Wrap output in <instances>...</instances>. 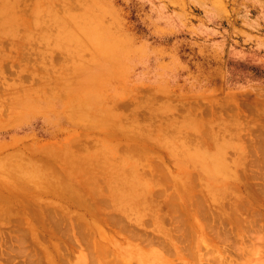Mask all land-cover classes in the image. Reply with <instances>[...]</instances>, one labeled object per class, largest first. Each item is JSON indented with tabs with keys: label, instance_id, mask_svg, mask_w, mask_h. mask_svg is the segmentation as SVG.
<instances>
[{
	"label": "rangeland",
	"instance_id": "obj_1",
	"mask_svg": "<svg viewBox=\"0 0 264 264\" xmlns=\"http://www.w3.org/2000/svg\"><path fill=\"white\" fill-rule=\"evenodd\" d=\"M50 2H52L51 12L48 10L49 12L46 11V13L42 10L43 14L41 13L40 18L32 17L28 14V10L26 12V17L28 16L30 21L31 19L32 21L36 20L26 24V27L33 30L31 34L35 36L33 42L25 43L24 46L19 47L21 49H18L16 44L10 45V41L6 37H3L2 40L5 45L3 48L6 47V52H9L8 55L15 57L10 56V59H5L2 63L0 55V160L19 159L23 169L30 164H39L40 182L35 177H33L34 181L31 177L21 180L16 177L15 172L9 174L0 169V185L3 183L0 187L2 193L0 195L2 199L0 214L5 219H0V245H3L0 246V254L1 251L4 254L0 256V264H45L48 258L55 257L53 254L56 253V250L54 251L56 244L61 246L69 264H78V260L81 258L79 250L71 247L66 248L63 242L65 239L73 241L78 232L79 235L83 232L82 219L88 218L86 221H90L91 212L99 203L102 205L101 203L104 202L102 209L113 217H122V212L129 213L131 220L123 219L122 222L134 223L135 208L131 204L121 206L120 201L116 199V195H112L111 191L112 189L118 191L123 189V192L127 190L128 182L125 184V180L130 174V168L120 164L125 155L134 160H138V158V161L143 160L141 156L129 151L127 146L140 148L144 158H151L150 162L153 165L161 164L163 166L162 171L165 173L155 171L158 172L154 173L156 180H159L163 174H166L168 179L172 178V175H176L181 168L180 159L183 156L186 160V158L192 157L191 154L194 156L199 151V155L210 156L212 154L211 156H213L216 151H220V147L224 148L222 157L226 162L225 167L231 168V170H228V175L222 172L225 176H217L213 181L218 186H228L226 189L230 192L228 197L224 195L226 199H222V202H214V204L208 202V204L212 205L213 209L220 211L225 207L228 211L225 210V212L232 215L238 206V198H242L245 202L252 204V206L250 204V208H256L255 212L259 222L263 223L264 0H50ZM22 3L31 8L34 0H22ZM68 5L69 8L66 7ZM52 10L58 12L55 13ZM23 26L21 24V27ZM84 29H86L85 32ZM22 31L24 32V30ZM73 33H76V36ZM37 35H40L41 38ZM86 35L91 39L89 43L86 40ZM94 38H96V43L95 40H92ZM102 38L109 43L116 44H107L108 48L102 52L99 40ZM10 48L13 50L11 51ZM100 54H106V56ZM18 55L23 56L22 58L28 57L30 60L26 62L21 58L19 61ZM90 61H94L98 65L94 70L97 75L94 76L96 79L94 77L80 78L77 85L74 82L68 84L70 78L77 71H81L78 69V64H86ZM100 63L102 66H99ZM43 65L47 68L48 74L43 75L40 72ZM101 67L106 68L107 71L103 75H98V69ZM28 69L33 72L34 76H31ZM12 86L19 88L12 90L10 96L8 90ZM71 90L86 93L88 97L90 94V97L93 98L85 107L87 118L84 121H75L72 109H70L72 114L67 110L65 103L69 102L66 94ZM16 94H19L23 99L28 98L27 107H29H24L26 110H20L22 107L17 108L14 104L18 98ZM120 101L123 103L121 104ZM108 118L110 120L106 123ZM105 123L106 126L103 125ZM134 124L138 126L134 127ZM198 124L201 128L194 127ZM128 126L135 130V135L132 132L134 140H132L131 132L126 130L129 128ZM124 129L125 131H123ZM213 133L214 136H212ZM141 136L142 138H140ZM199 139L202 141L200 142L201 146ZM207 140L211 143L210 145ZM108 142L109 146L114 149V154L110 157L111 162L116 163L113 170L106 167L105 164L106 154H104L103 146L105 143L108 145ZM215 143L217 146L223 145H219L218 148L215 147ZM68 144L70 148L67 154H70L73 160L75 159L74 163L68 162L64 156L63 150ZM208 146L211 147L208 148ZM171 147L176 152L172 151V153L169 149ZM239 148L243 150L242 157L238 156ZM186 149L192 153H188ZM183 150H186L187 155L190 156L184 155ZM70 151L74 154H71ZM210 152L212 153L210 154ZM58 153L59 155L56 156L55 154ZM132 153L134 156L131 155ZM90 156L93 157L91 162L87 160ZM81 164L84 171L79 170ZM194 164L195 162L190 161L189 164L187 162L186 169L188 173L195 176L198 174L201 177L198 178L201 182L196 179L200 183H198V187L201 188L199 187L198 191L196 189L195 195L198 193L196 197L201 198V193L205 192L203 198H206L205 195L210 194L209 183L212 180L206 173H201L203 169L199 163ZM142 165L137 167L139 172L144 170ZM225 167L222 171H226ZM75 168L76 170L73 171ZM169 170L170 173H168ZM107 173L110 175L108 176ZM2 174L10 177L9 180ZM249 176L251 177L249 178ZM248 178L253 179L250 181ZM19 180L27 184L32 182L29 186L33 190H35L34 187H37L36 190L39 194L36 190L34 194H31L33 193L32 188L29 186L27 188V184L23 182V185ZM80 181L83 188H80ZM170 182L162 183L161 187L158 186L159 188L154 187V191L163 190L165 193L167 191L164 196L167 199L160 197L158 200H169L173 194L176 195L177 191L181 190V183L178 184L177 180L174 182L171 179ZM173 182L177 184V188L172 185ZM11 184H16V186L13 188ZM21 186L25 189L22 187L23 190H21L19 188ZM18 188L22 192L27 189L26 191L29 193L26 192L27 194L23 195L20 190L17 192ZM254 188L256 189L254 190ZM13 189L15 192L21 193L24 199L14 191H11L10 194L6 193ZM122 191L119 192L122 193ZM175 191L176 193H174ZM247 191H251L252 195L255 194L253 193L255 191L259 196L257 195L256 199L253 197L256 194L251 197L249 192V198H247ZM106 192L108 195L105 194ZM40 193L44 194V197ZM48 193V196L45 195ZM3 194L6 196H2ZM11 194H13V198ZM28 194L34 199L30 197L28 200ZM122 194L129 196L127 192ZM68 195L72 201L65 198ZM8 196L9 199L4 200ZM96 198L98 199L96 200ZM13 199L19 200L15 203L23 204H15ZM38 199L39 202H37ZM40 199L43 201L45 199L47 202L44 201L43 204ZM226 200L227 202H225ZM258 201L262 203L259 202L260 205L255 203ZM12 202L13 205H11ZM69 202L71 205L73 203V206L76 204L79 206L72 207ZM139 202L140 210L143 209L144 212L148 210V213L145 212L148 215L149 208L141 201ZM233 202L236 203V207H232ZM67 203L68 205H66ZM55 204L57 205L55 206ZM59 204H63L62 207ZM82 204L90 212L88 209V212L84 210L85 208L81 209L84 207ZM221 205L222 208H220ZM20 206L27 208L26 212ZM82 214L85 218L81 219ZM241 214L240 218L242 217L243 220L251 218L249 211L245 210ZM30 218H35V220ZM37 218H41V220ZM143 220L146 223L150 222L148 216H143ZM18 221L20 222L18 223ZM40 224L48 226L44 225L42 228ZM235 225V222H231L226 227L229 226L228 228L235 230ZM107 226H105L106 229L113 227ZM47 229L51 234L47 232ZM18 233L24 234L25 237ZM78 234L77 236H79ZM18 236L25 238L23 239L25 242L21 240V247L17 242L22 238L16 239ZM115 238L119 241L120 247L127 249L128 256L136 257L137 252L127 248L122 235L117 234ZM31 239L34 240L32 242L34 246ZM39 241L40 243L41 241L45 242V245L50 243L48 246L53 245L54 247L52 246L50 249L44 247V249L45 245L40 244ZM13 243L12 251L19 250L18 253L10 252ZM27 258L28 263L26 262ZM239 258L237 257V259ZM244 258L239 263L246 261V264H260L262 260L261 257L253 254H248Z\"/></svg>",
	"mask_w": 264,
	"mask_h": 264
},
{
	"label": "bare ground",
	"instance_id": "obj_2",
	"mask_svg": "<svg viewBox=\"0 0 264 264\" xmlns=\"http://www.w3.org/2000/svg\"><path fill=\"white\" fill-rule=\"evenodd\" d=\"M54 1H56V0H54ZM51 3L52 2H50V0H46V1L45 0H34V3L31 5V8H29V6L27 4L24 5L22 3V0H0V51H1L0 52V55L2 57V60H1L2 63H3V61L5 59H10V56H11V55H8L9 52H6V50H5L6 47L3 48V45H4V42L2 41L3 40V37H6L10 41L9 42L10 45L11 44H16V48L18 47V49H21L19 47H22V45L24 46L25 43L29 44L30 41L33 42L32 40L35 38L34 34H33L34 37L31 35L33 30L30 29V28H28V27H26V24L33 23L36 20L32 21V19H31V21H30L29 17L28 16L26 17V12L28 10V14H30L32 17H34V18L39 17L40 18L41 17L40 15L42 13V10L44 12H46L48 10L50 11V9H51V6L50 5H52ZM71 3H74V2H71ZM53 6L55 7V5H53ZM66 7L69 8L70 6L68 5ZM52 12H55V11L52 10ZM56 12H58V11L56 10ZM48 14H53V13H48ZM52 16H54V15H52ZM47 17H48V15H47ZM50 18H51V15H50ZM21 24H22V26L23 25L24 26L21 27ZM24 27H26L27 29L24 28ZM22 30H24V32ZM85 30L86 29H84V32H85ZM6 35H8V36H6ZM41 35H42V33H41ZM37 36H40V35H37ZM74 36H76V33L74 34ZM86 37H87V35H86ZM40 38H41V36H40ZM86 40L89 43V41L91 39H89L87 37ZM92 40H95V43L97 42L96 41V38H94ZM99 40L101 42L100 43V45H101L100 46V49H101L102 52H105V49L108 48V45L107 44H110V45L116 44V43H109L108 41H106V39H103V38L102 39H99ZM79 41H81V39ZM10 50L12 51L13 49L10 48ZM25 52H26V50H25ZM27 52H29V51L27 50ZM10 53H12V52H10ZM100 55L101 56H104V57L106 56V54H100ZM12 56H14V55H12ZM19 56L20 55H18V59L20 61L23 56L22 57L21 56L19 57ZM32 57H33V55H32ZM22 59H25L26 62H28L30 60L28 57H24ZM31 59H33V58H31ZM37 59H39V58H37ZM40 61H41V59H40ZM91 62H94V61H90V63H86V64L85 63H79L78 64V69H80L81 71L80 72L77 71L70 78V80L68 81V84L70 82H74L77 85L79 83L80 78H86L87 79L89 77L97 76L94 73V70L96 69V67H98V65L95 62L91 64ZM51 63L53 64V62H51ZM99 66H102L101 63H100ZM24 70H26V69L24 68ZM98 70H99V74L98 75H103L107 71L106 68H102V67H101V69H98ZM28 72H31V71L28 69ZM40 72L43 73V75L44 74H48L47 68L45 66L42 68V70H40ZM31 76H34L33 75V72H31ZM94 79H96V78L94 77ZM18 88L19 87H17V86H12L8 90V95L10 94V96H11L12 90L14 91V90H17ZM90 96H91L90 94H89V97H88V95L86 93L73 92L72 90L66 94V98H67V101L69 103L66 102L65 105L67 107V110L71 114H72V112H73V114H75V118H76L75 121H84L87 118V113L85 112V107H86L87 103H89L90 100L93 99ZM16 97H18L17 100L14 101V104L16 105V107L17 108L22 107L20 110H26L24 107H26V108L29 107V106L27 107V103L29 102L28 98H24L23 99V98H21L19 96V94H16ZM120 102H121V104L123 103L122 101H120ZM70 109H72V112H71ZM17 113H19V112H17ZM119 117H121V116H119ZM107 120L108 121L105 120L106 123H108L110 119L108 118ZM106 123L103 124V125L106 126ZM199 124H198V126L197 125H194V127H200ZM126 126H127V124H126ZM137 126L138 125L135 126V124H134V127H137ZM128 127H129L128 129H126V128L125 129L126 130H129V132H131V135H132V132L134 133L135 130L134 129H131L130 126H128ZM139 127H141V126H139ZM105 128H107V127H105ZM125 129L123 131H125ZM130 129H131V131H130ZM203 129H204V127H203ZM104 130H106V129H104ZM138 130H139V128H138ZM116 132H118V131H116ZM199 133H198V135H199ZM128 134L130 135V133H128ZM138 134H140V133H138ZM208 134H206V135H208ZM110 135H112V134H110ZM134 135H135V133H134ZM212 136H214V133H213ZM206 137H210V136H206ZM109 138H110V136H109ZM133 138L134 137L132 135V140L135 139V138L134 139ZM140 138H142V136ZM200 139L203 140L204 138H200ZM200 139H199V145L201 146L200 142H202V141H200ZM213 141H214V138H213ZM207 142L209 143V145L211 144L208 140H207ZM208 143H206V144H208ZM217 143H218V141H217ZM217 143H215V145H216V146L214 145L215 147H218L220 145L219 144L217 146ZM222 143H223V141H222ZM109 144L110 143L108 142V145L105 143L104 146H103L104 154H106L105 164H106V167H108V168H110V169L113 170V168L115 167L114 164H116V163L111 162V158L110 157L112 156V154H114V149L112 147H110ZM136 144H138V143H136ZM221 145H223V144H221ZM200 146H199V148H200ZM211 146H208V148H210ZM224 146H226V145L224 144ZM173 147L169 148L170 151L171 152L172 151L176 152L175 149H172ZM69 148H70V145L68 144L67 147L63 150L64 153L66 154V155L64 154V156H65V159H67L68 162L74 163V160L75 159L73 160L72 157L70 156V154L69 155L67 154V153H69ZM127 149L129 151H132L133 153L139 155V157L141 156L143 160L142 161H138L139 160L138 156H137L138 160H134L133 158H130V156H127L126 157V155H125V157L120 162V164L123 167L130 168V174L128 175V178H126V180H125V184L128 182L127 185H126L127 186L126 192H127V194H129V196L123 195L122 193H126V192H123L124 190L122 189L123 190L122 191L119 187H118L120 189L119 191H122V193L119 192L116 189H112L111 191H112V195H116V199H118L120 201L121 206H125L126 204H128V205L131 204L135 208V212L136 213L134 212L135 214H133V215H135L134 223H125V222H122L123 219H130L131 220V218H130L131 215H129V213H126V212H122V215H123L122 217H113L111 215H108V213H106L102 209V206L104 205V202L101 203L102 205H100V203L98 202L99 204L97 203L98 205L97 206L95 205V208H94L93 212H91V219L89 218L90 221H86V220H88V218L86 220L82 219V217L84 215V214H82L81 219L83 221H82V224H81V228H82L83 232H81L80 235L78 234L79 233L78 232L77 234L79 236H77L76 232H74L76 235H75V239L73 241H70L71 239L70 240L65 239V241H64V238H63V241L64 242L62 241L63 244H65L64 246L66 248L67 247L68 248L71 247L72 249L79 250L80 257L81 258L78 260L79 261L78 264H246L245 263L246 261H242L241 263H239V261L242 258L245 259L244 257H246L248 254L258 255L259 257L262 258V260L260 261V264H264V222L263 223L259 222L260 220L258 218V215L255 212V209L256 208L255 209H252L253 207L250 208V204H251L250 202L247 203V202H245L244 199L238 198V203H237L238 206L236 205V203H234L236 201L233 200L234 202L232 204V207L233 206L234 207L237 206V207L233 211L232 215H228L225 212V210L227 208H225V207H224L225 209L222 208V205L220 207V208H222V211H220L218 209H213L211 207L212 205L210 206L208 204V202H213V204H214V202H219V203L222 202V199H226L224 195L227 196L228 193L230 192V191L228 192L227 189H226L228 186L225 187L223 185H220L221 186L220 187V186L216 185V182L215 181H213L217 176H220V175L223 176L224 173H222V172H225V175H228V170H231V168H226L225 167L226 162L224 161V158L222 157V155H223L222 150H224V148L220 147L219 148V150H220L219 152H217L216 151V148H215V151L216 152L215 151L214 152H215L216 155L214 154L213 156H211L212 155L211 154L212 152H210V154H211L210 156H205V155H202V154L199 155V152H200L199 151L194 156H193V154H191L192 155V157H191L190 155H187V151L189 153V152H191L190 150H187V149H186L187 151L186 150H183L184 151V155H187L188 157L189 156L190 157L189 158H186V160L184 158L185 156H183L184 160H183V158L182 159L179 158L180 159L181 168L177 172L178 173V176H177V173H176V175L174 174V175H172L173 176L172 178L168 179V177L166 176V174H163V175L161 174L162 176H160L159 180H156L155 179L154 173H158V172L165 173L164 171H162L163 166L161 164L153 165L152 162H150V159L151 158L150 159H149V157H145L144 158V155H143L142 151L140 150V148L137 149L136 146H133V147H128L127 146ZM196 149L198 150V148H196ZM239 151L240 152L238 153V156L242 157L243 150H241V148H239ZM185 152H186V154H185ZM70 153L71 154H74L71 151H70ZM133 153L131 155H133ZM181 153H183V152H181ZM195 153H196V150L194 151V154ZM244 154H245V152H244ZM11 155H12V153H11ZM55 155L58 156L59 153L58 154H55ZM174 156H176L175 153H174ZM73 157H74V155H73ZM77 159H76V161H78ZM92 159H93V157L90 156L87 160L89 162H91ZM18 160L9 159V158L4 159L2 161L0 160V169L3 172H8L9 174L15 172L17 174L16 177L18 179H21V180H24V179H27V178L30 179V177H31L33 179V181H34V178L33 177H35L38 180V182H40L39 181V179H40L39 178V176H40V174H39V168H40L39 167V164H35V165L30 164L28 167H26L25 169H23L22 166L20 165V162ZM20 161H21V163L23 162L22 160H20ZM190 161L191 162H195V164L199 163L201 165V168L203 169L201 171V173L202 172L206 173L207 176H208V178H211V180H212L209 183V188L210 189L208 188L209 190H211L210 191V194L208 195V193H207L208 196L205 195V197L208 200L206 198H203L204 197L203 194H205V192L204 193H201L202 194L201 195V198L200 197H196V195L198 194L197 192H196L197 194L195 195L196 189L198 191V188L200 187V186L198 187V183H199V181L201 182V180H199L198 178H201V177L198 174H197V176H195V175H192V173L191 174L188 173V171H187L186 168L188 167L187 166V162L189 164ZM46 162H47V160H46ZM26 163H28V162H26ZM26 163H25V165H26ZM142 163H143V165H142ZM22 164H24V163H22ZM79 164H80V162H79ZM141 165L143 166L144 170H141L139 172V168L137 170V167L138 166L141 167ZM82 166H83L82 164L79 166V170L80 171H84V169L82 168ZM190 167H191V165H190ZM196 167H195V170H197ZM224 167L226 168V171H222L224 169ZM167 169H168V167H167ZM192 169H193V166H192ZM68 170H69V168H68ZM71 170H72V168H71ZM74 170H76V168L73 169V171ZM198 170H200V169H198ZM155 171H158V172H155ZM33 173L36 174V175H34ZM168 173H170V170H169ZM2 175H4V174H2ZM109 175H110V173L108 174V176ZM253 175H255V174H253ZM122 176H124V175H122ZM4 177L8 178V176L6 174L4 175ZM13 177H15V176H13ZM174 177H175V179H174ZM250 177L251 176H249V178ZM254 177L256 178L257 175L254 176ZM9 178H8V180H9ZM46 178H48V177H46ZM113 178H114V176H113ZM122 178H120V179H122ZM145 178H148L149 180L148 179H145ZM18 179H16V180L18 181ZM32 179H31V181H32ZM140 179H142V180H140ZM171 179L174 180V182L177 180L178 184L181 183V190L180 191H177V194L176 195L173 194L172 195L173 197L171 199H169V200H166V201H160V200H158L160 197L165 198L164 196H166L167 191H166V193L163 190H161V191H154L155 190L154 187H158V186L161 187V184L162 183L164 184V182L165 183L170 182ZM196 179H198L199 181H196ZM252 179L253 178H251V180ZM61 181H63V179ZM78 181H79V179H78ZM78 181H77V184H78ZM255 181H253V182H255ZM259 181H261V180H259ZM259 181H257V182H259ZM263 181H261V182H263ZM23 182L24 181H20L21 184H23ZM64 182H62V183H64ZM174 182L172 183V185H175V188H177V186H176L177 184H174ZM25 183L26 182H24V184ZM111 183H113V182H111ZM30 184H27V188H28V186ZM80 184H81V181H80ZM1 185H0V187H1ZM18 185H19V183H18ZM40 185H41V183H40ZM3 186H2V188H3ZM12 186L14 188V186H16V184L15 185H12ZM12 186H11V188H12ZM41 186H43V185H41ZM119 186H120V184H119ZM178 186H180V185H178ZM22 187L23 186H21L19 188L21 190H23V188L25 189V187H23V188ZM43 187L45 188V186H43ZM250 187H252V186H250ZM19 188H18V191L17 192H19V190H20ZM29 188H32V187L29 186ZM80 188H83L82 184H81V187ZM232 188H234V187H232ZM256 188H254V190ZM34 189L36 190L37 187H34ZM208 189H206V190H208ZM6 190L5 191L3 190V191L6 192ZM26 190H25V192H22L21 191V193H23V195L26 192L29 193V191H26ZM35 190H33V188H32L33 193H31V194H34V192L37 191V190L36 191ZM64 190H63V192H64ZM11 191H14V189L13 190H10V191L8 190L6 193H9L10 194ZM32 191H30V192H32ZM42 191H45V190H42ZM99 191H100V188H99ZM231 191L233 192L232 189H231ZM17 192H15V193H17ZM109 192H110V189H109ZM249 192L251 193V191H249ZM249 192L248 193L245 192L247 196H248ZM21 193L20 194L17 193V194L20 195L21 198L24 199V197H22ZM37 193H38V191H37ZM174 193H176V191ZM253 193H255L256 195L253 194V195H255V196H253L252 193H251V197L253 196L254 198L257 199L258 193H256L255 191ZM1 194L2 193L0 192V195ZM105 194H107V192ZM40 195H42V194L40 193ZM45 195L48 196L49 193L48 194H45ZM94 195L95 194H93V196ZM240 195H242V194H240ZM263 195L264 194L262 193V196ZM2 196H6V195L3 194ZM12 196H13V194H11V197ZM28 196H29V197H27V198H29L28 200H30V197H32L31 199H34L33 196H31L30 194H28ZM42 196L44 197V194ZM230 196H232V195H230ZM15 197L17 199H19V197L17 195ZM95 197H97V196L95 195ZM65 198H68V201L69 200L72 201L71 199H69V195L67 197H65ZM247 198H249V196ZM254 198H253V200H254ZM6 199H9V196H8V198L7 197L4 198V200H6ZM15 199H13V202L14 203L16 201ZM36 199H37V196H36ZM97 199L98 198H96V200ZM165 199H167V198H165ZM258 199H260V198H258ZM1 200L2 199L0 198V204L2 203ZM61 200L63 201L64 199H61ZM227 200L225 202H227ZM11 201H12V199H11ZM17 201H19V200H17ZM41 201H43V200H41ZM44 201H45V199H44ZM44 201H43V204L45 202H47V201H45V202ZM139 201H141L144 205H146V207L149 208V214L148 215H146V213H148V210L145 211L146 213L144 212L143 209L140 210V208H139L140 202ZM254 201H256V200H254ZM13 202H12L11 205H13ZM37 202H39V199H38ZM79 202L81 203L82 201H79ZM259 202L260 201L255 202V203H259ZM20 203H15V204L20 205ZM65 203H66V201H65ZM73 203H74V201H73ZM73 203L71 205L70 202H69V205L72 206V207H74L75 205L73 206ZM260 203H262V202H260ZM260 203H259V205H260ZM21 204H23V203H21ZM45 205H47V204H45ZM56 205L57 204H55V206ZM59 205L62 207L63 204H59ZM66 205H68V203ZM108 205L110 206L109 203H108ZM108 205H107V207H108ZM255 205H258V204H255ZM259 205H258V207H260ZM262 205H264V204H262ZM262 205H261V208H263ZM22 206H20V207H22ZM26 206H28V205H26ZM76 206H79V204H76ZM251 206H252V204H251ZM113 207H114V205H113ZM22 208H24V207H22ZM63 208H62V210H63ZM26 209L24 210L25 212H26ZM34 209H36V208L34 207ZM77 209H80V208L77 207ZM81 209H84V210L87 211L88 208H86V206H84V207H81ZM119 209H121V208H119ZM60 210H61V208H60ZM84 210H82V211H84ZM245 210L246 211H249L251 213V218L248 219V220H243V219H241L242 217L240 218V214L242 212H245ZM74 211H76V210H74ZM88 211H89V209H88ZM27 212H28V210H27ZM38 212H36V213H38ZM42 212L44 213V211H42ZM119 212H120V210H119ZM28 213L30 214V212H28ZM36 213H35V215H36ZM29 214H28V216H29ZM31 214H32V212H31ZM37 215H39V214H37ZM49 215H52V214H49ZM1 216L2 215L0 214V217ZM143 216H148L149 219H150V222L149 223H146V221L143 220ZM35 217H37V216H35ZM83 218H85V216ZM245 218H246V216H245ZM0 219L2 220V219H4V217H1ZM30 219H32V218H30ZM37 219H40L41 220V218H37ZM32 220H35V218H33ZM70 220H72V219H70ZM263 220H264V218H263ZM54 221H55V219H54ZM19 222L20 221H18V223ZM231 222L232 223L235 222V224H236L235 225V227H236L235 230L228 228L230 225L228 227H226V225L231 224ZM18 223H16V224H18ZM43 223H44V221H43ZM29 224L31 225V223H29ZM46 224H44V225L46 226ZM44 225L41 226V224H40V227L43 228ZM107 225L113 226V227H111L109 229H106L105 226H107ZM14 227H15V225H14ZM33 227H34V225H33ZM50 227H51V224H50ZM68 227H70V226H68ZM231 227H233V226H231ZM72 228H73V224H72ZM113 228H115V229H113ZM45 230H46V228L44 229V231ZM49 230H50V228H49ZM49 230L47 229V232H49ZM86 230H87V232H86ZM17 232H19V231H17ZM35 232H37V231H35ZM39 232L41 233V231H39ZM49 233L51 234V232H49ZM18 234H22V233H18ZM117 234L118 235H122L124 237V240H125V243H126V246H127L128 249L135 250L137 252L136 257L128 256L127 255V251H126L127 249L120 247L119 241L116 240V238H115V236ZM22 235H24V234H22ZM31 236H33V235H31ZM19 237L20 236H18L16 239H18ZM24 237H25V235H24ZM37 237H38V235H37ZM20 238H22V237H20ZM27 238H28V236H27ZM66 238H67V236H66ZM23 239H25V238L18 239L17 244L20 247L22 245L21 240H23ZM37 240H38V238H37ZM23 241L25 242V240H23ZM33 241L31 239V243ZM39 243H40V241H39ZM41 243H42V241H41ZM44 243H42V245ZM17 244H15V245H17ZM33 244L34 243H32V245ZM46 245L43 246V248L46 247V249H48V248L50 249V247L53 246V245L52 246H48V245H50V243L49 244H46ZM13 247H14V243L12 245V248L10 247L11 248L10 252H15V251H12ZM54 248H55L54 251L56 250V253H55V255L53 254V256H55V257L50 258V259L49 258L48 259L46 258L47 261L45 262V264H69L68 258L65 255V253L62 251L61 246L59 244H56ZM25 250H26V248H25ZM18 251L19 250H16L17 253H18ZM21 254H23V253H21ZM1 255H4V254H2V251H1L0 256ZM47 256H48V254H47ZM237 257H240V258L237 259ZM28 258H27L26 262L28 261ZM23 262H25V261H23ZM36 262H38V261H36ZM39 263H40V260H39Z\"/></svg>",
	"mask_w": 264,
	"mask_h": 264
}]
</instances>
